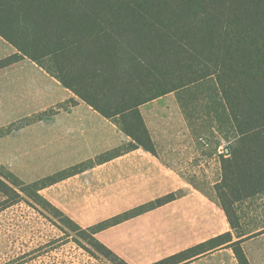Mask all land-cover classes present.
I'll use <instances>...</instances> for the list:
<instances>
[{"label": "trees", "instance_id": "1", "mask_svg": "<svg viewBox=\"0 0 264 264\" xmlns=\"http://www.w3.org/2000/svg\"><path fill=\"white\" fill-rule=\"evenodd\" d=\"M0 36L18 50L0 59V70L25 57L35 61L113 118L132 138L128 147L155 152L142 104L213 82L223 112H212L224 117L225 132L232 133L225 138L229 156L222 158L223 178L214 190L237 237L249 234L235 204L264 193V0H0ZM64 175L27 183L0 166L1 204L49 208L72 231L89 234L85 249L115 264L129 263L95 233L176 198L171 193L83 228L40 193ZM232 237L225 233L152 264H180ZM241 242L230 246L240 264H250Z\"/></svg>", "mask_w": 264, "mask_h": 264}, {"label": "crops", "instance_id": "2", "mask_svg": "<svg viewBox=\"0 0 264 264\" xmlns=\"http://www.w3.org/2000/svg\"><path fill=\"white\" fill-rule=\"evenodd\" d=\"M0 38L8 47L4 57L18 52L14 45L2 36ZM38 67L50 74L39 64ZM67 89L71 92L67 98L75 100L70 111L58 112L49 121L42 118L26 126L25 130L31 138L27 143L43 155L38 160L43 164L38 166L39 169L78 168L73 174L64 175L43 187L40 193L44 198L81 227L87 228L168 194H176V198L165 204L95 233L100 242L129 264H152L212 238L232 233L231 242L180 263L207 264L216 261L210 256L234 250L230 246L232 242L241 240L242 244L264 235L263 222L259 227H250L248 235L237 237L215 193L214 186L223 178L222 158L229 156L226 146L219 145L214 150L203 149L198 153L205 158L203 161L209 162L210 159L215 166L212 168L215 180L207 182L211 186L209 190L193 182L161 156L160 137L152 131L148 114L150 107L161 101V97L139 107L155 143V152H152L142 146H126L132 138L113 118L106 117ZM174 154L180 155L181 152ZM200 161L197 164L207 174L208 169L203 168V161ZM238 203L235 204L237 212ZM249 262L253 264L251 256Z\"/></svg>", "mask_w": 264, "mask_h": 264}, {"label": "rangeland", "instance_id": "3", "mask_svg": "<svg viewBox=\"0 0 264 264\" xmlns=\"http://www.w3.org/2000/svg\"><path fill=\"white\" fill-rule=\"evenodd\" d=\"M7 53V44L0 38V58ZM184 91L187 92L161 96V101L150 107V126L160 137L161 156L209 190L211 186L207 182L215 180L212 171L215 166L210 159L203 161L205 158L198 153L228 145L230 142L225 138L232 133L226 134L228 125L224 117L212 112H223L213 82ZM70 94L56 77L28 58L0 70V134L12 131L0 136V166L27 183L56 178L71 169H39L43 164L38 160L43 155L27 143L31 138L25 134L26 126L42 118L49 121L58 112L70 111L75 103L74 98H67ZM17 126L20 128L15 130ZM200 160L203 168L208 169L207 174L197 164ZM247 199L238 203L240 225L246 229L259 227L264 222V193L253 196L251 201ZM2 200L0 194V264H115L99 251L93 252L90 246L91 252L85 249L83 245L88 244L89 234L72 231L71 225L49 208L25 201L4 207ZM241 246L253 264H264V235ZM210 257L216 261L207 264H240L233 249Z\"/></svg>", "mask_w": 264, "mask_h": 264}]
</instances>
